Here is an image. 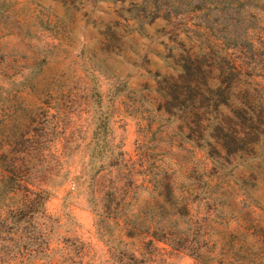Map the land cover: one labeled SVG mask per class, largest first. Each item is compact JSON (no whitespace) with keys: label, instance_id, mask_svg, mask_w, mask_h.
Returning a JSON list of instances; mask_svg holds the SVG:
<instances>
[{"label":"rangeland","instance_id":"1","mask_svg":"<svg viewBox=\"0 0 264 264\" xmlns=\"http://www.w3.org/2000/svg\"><path fill=\"white\" fill-rule=\"evenodd\" d=\"M0 86L1 143L27 125L55 174L52 246L264 264V0H0Z\"/></svg>","mask_w":264,"mask_h":264},{"label":"trees","instance_id":"2","mask_svg":"<svg viewBox=\"0 0 264 264\" xmlns=\"http://www.w3.org/2000/svg\"><path fill=\"white\" fill-rule=\"evenodd\" d=\"M237 109L238 119L242 118L249 123L253 121V112L246 111L244 107ZM186 113L189 116L193 114L192 111ZM27 127L22 128L21 133L14 138L8 131L6 141H0V164L7 167L4 169L3 181L11 187L7 194L21 191L19 201L13 207L7 205L6 196L0 203V264H89L83 248L75 240L60 237L54 246L51 245L49 235L54 220L44 211L42 199H45L48 189L40 185V182L51 180L55 174L42 177L35 170L27 168L32 161L37 160L36 153L31 156L32 151H37V147H34L37 141L25 132ZM251 132L238 131V134L249 140ZM97 144L92 143L91 151ZM66 173L67 169L64 175ZM104 194L105 200L99 215L112 224L107 193ZM111 244L114 247L105 264H144V258L127 249L124 240L118 238Z\"/></svg>","mask_w":264,"mask_h":264}]
</instances>
